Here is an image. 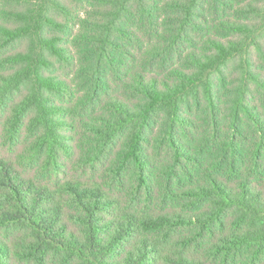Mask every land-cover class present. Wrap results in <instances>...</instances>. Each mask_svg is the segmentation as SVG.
Wrapping results in <instances>:
<instances>
[{
    "label": "trees",
    "instance_id": "obj_1",
    "mask_svg": "<svg viewBox=\"0 0 264 264\" xmlns=\"http://www.w3.org/2000/svg\"><path fill=\"white\" fill-rule=\"evenodd\" d=\"M0 264H264V0H0Z\"/></svg>",
    "mask_w": 264,
    "mask_h": 264
}]
</instances>
